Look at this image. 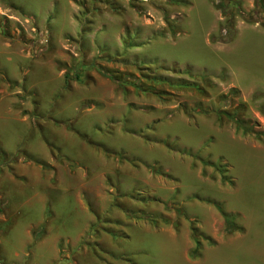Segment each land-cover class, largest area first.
<instances>
[{"label":"rangeland","instance_id":"obj_1","mask_svg":"<svg viewBox=\"0 0 264 264\" xmlns=\"http://www.w3.org/2000/svg\"><path fill=\"white\" fill-rule=\"evenodd\" d=\"M239 1L223 42L218 0H0V165L32 158L74 184L53 188L49 207L57 231L83 232L86 264H264V13L246 20L254 0ZM71 124L102 145L67 138ZM33 185L15 194L18 225L39 216Z\"/></svg>","mask_w":264,"mask_h":264},{"label":"crops","instance_id":"obj_2","mask_svg":"<svg viewBox=\"0 0 264 264\" xmlns=\"http://www.w3.org/2000/svg\"><path fill=\"white\" fill-rule=\"evenodd\" d=\"M7 43L10 45L9 42ZM3 98L9 99V97H7V94H5ZM7 108L9 107L7 106ZM14 111L16 112V110ZM55 120H57V118L53 120V124L50 123V126L58 130L59 128L56 126L57 124ZM24 122H28V125L31 128L34 127V129L37 125L42 126V122H30L31 125L29 124V121L27 119H25ZM74 127L75 125L71 124L66 128H60V130L65 131V135L67 138L69 137V134L76 133L89 145L92 144L96 147H100V145H102L100 143L95 144L96 142L92 138H86V134L77 130L74 131ZM40 138H43L51 151L50 145L53 142V139L45 138L43 136ZM85 141H82L84 146H86L84 144ZM1 152L4 151L0 150V162L2 157ZM31 160L33 163H29L30 161L23 162L21 160L19 162L15 161L14 164L9 163L8 166L0 165V264H68L67 261H64L65 257L69 259L72 258V262H70L69 264H86V260L90 258V251L89 247H87L86 245H84L86 249H83L80 246L83 232L79 231L77 236L71 238V236L67 235L66 233L57 231V226H55L54 224L56 213L52 210V208L49 207V205L53 203V200L50 197V194H53V191H51L53 188L58 187V185H63L64 189L68 190L70 188H73L74 184H70L69 182L66 183L64 181H60L58 184H53L50 178L51 176H53V173H44L43 170L37 168L38 165L32 158ZM37 161L40 162L41 159L37 158ZM53 162L54 160L52 159L49 163ZM28 177H33L34 193L32 194V198H37V201L40 204V213L36 220H30L22 225H18V222L20 221V217L22 215L21 206L24 204V202H17V200H14V197L15 194L16 199L21 197L20 195L23 194L22 191L24 190V188L19 187L20 181L22 179L28 180ZM29 183L31 185V180L29 181ZM37 186L39 188H37ZM19 200H21V198ZM29 204H31V201L28 203V205ZM80 206L83 210V213H87V210H91L90 207H86L85 204H80ZM92 213L94 214V212ZM76 223H78V221H76ZM14 227H17L16 229L20 232L18 237L19 243L13 245L12 248H10L7 242L10 241L9 237L12 234V232L10 233V231H12ZM8 233L9 236L8 238H6ZM63 237H67L69 239L68 242L70 246L67 250H65L66 248L62 247L61 245V242H63ZM45 251H50L52 253L53 257L51 259H53V262H51V259L43 261L45 257L42 253Z\"/></svg>","mask_w":264,"mask_h":264},{"label":"trees","instance_id":"obj_3","mask_svg":"<svg viewBox=\"0 0 264 264\" xmlns=\"http://www.w3.org/2000/svg\"><path fill=\"white\" fill-rule=\"evenodd\" d=\"M109 5L110 7H112L114 11H119V9L116 8V5L113 2L109 3ZM254 5H255L254 9L250 12V14H248L247 16H243L246 20H249V21L256 20V17H258V15L261 12L264 13V0H254ZM215 6L217 9H219L222 12L223 15L228 16L225 23L221 26V29L226 28V37L225 39H222V41L229 42L232 40L234 33H235L234 22H233L234 17L235 15L242 14L241 2L239 0H218ZM127 46H130V44H128ZM110 77L112 80H114L121 86H126L129 84L138 90H140V88L142 87L141 85H139L141 79L137 77L131 78L129 76H120L114 72L111 73ZM143 77L146 79V82L148 84L150 83L154 84L155 82L157 83V81H159V78L157 76L143 75ZM163 82L164 83L168 82V80L164 79ZM169 84L172 85L173 83L169 81ZM173 86L199 89V85L197 83L189 82L185 80L183 81L180 80L177 83L175 82V85ZM148 89L149 87L141 88L142 91H146ZM263 96H264V93H263ZM235 122L237 126L241 128L244 132H250L249 129H247V127L245 126V123L243 121L236 119ZM223 217L227 225V232L231 233L233 230H235L232 217L226 213H223Z\"/></svg>","mask_w":264,"mask_h":264},{"label":"bare ground","instance_id":"obj_4","mask_svg":"<svg viewBox=\"0 0 264 264\" xmlns=\"http://www.w3.org/2000/svg\"><path fill=\"white\" fill-rule=\"evenodd\" d=\"M243 159H244V158H243ZM247 159H249V158H247ZM247 161H248V160H247ZM249 162H250V161H249ZM242 163H244V162H242ZM246 163H247V162H246ZM252 167H253V166H252ZM245 168H246V166H245ZM253 168H254V167H253ZM245 172H246V171H245ZM252 173H253V172H252ZM252 179H253V178H252ZM247 187H248V186H247ZM248 188H250V187H248ZM246 191H247V188H246ZM251 191H252V190H251ZM244 196H245V195H244ZM244 196H243V199H244ZM239 198H240V196H239ZM245 198H246V196H245ZM234 199H235V198H234ZM246 200H247L246 202H248V199H246ZM235 201H236V199H235ZM235 201H234V202H235ZM243 201H244V200H243ZM243 201H242V202H243ZM238 202H239V201H238ZM240 202H241V201H240ZM246 202H244V203H245L244 206H246ZM236 204H237V202H236ZM242 204H243V203H242ZM237 205H240V204H237ZM241 206H242V205H241ZM248 206H249V205H248ZM238 207H239V206H238ZM238 207H237V208H238ZM240 208H241V207H240ZM240 208H239V209H240ZM243 211H244V210H243ZM248 211H249V210H248ZM232 251H233V250H232ZM250 252H251V251H250ZM256 252H257V251L254 250V251L251 253L252 256L255 255V254H257ZM245 256H246V255H245ZM238 257H239V256H238ZM253 257H254V256H253ZM235 258H236V257H235ZM219 259L221 260V258H219ZM216 260H217V259H216ZM217 261H219V260H217ZM214 262H215V261H214ZM224 262H226V261H224ZM224 262H223V263H224ZM218 263H219V262H218ZM220 264H221V263H220Z\"/></svg>","mask_w":264,"mask_h":264}]
</instances>
